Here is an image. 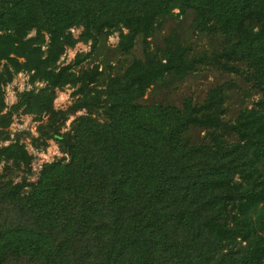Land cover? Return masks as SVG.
Returning a JSON list of instances; mask_svg holds the SVG:
<instances>
[{
  "label": "trees",
  "instance_id": "1",
  "mask_svg": "<svg viewBox=\"0 0 264 264\" xmlns=\"http://www.w3.org/2000/svg\"><path fill=\"white\" fill-rule=\"evenodd\" d=\"M1 6L0 60L17 70L21 63L10 52L25 64L36 57L34 68L53 86L71 75L69 66L55 72L49 63L54 50L75 42L69 28L83 26L88 34L125 27L129 48L136 34L151 33L157 17L190 9L203 28L211 20L233 39L222 50V67L236 72L230 62H244L262 100L237 115L229 127L237 140L227 142L217 131L226 123L205 113L221 102L212 99L216 94L194 117L171 106L136 111L139 86L159 79L163 67L148 53L134 59L122 78L110 80L109 99L85 97L79 104L91 110L102 103L109 120L89 113L74 120L69 165H46L30 195L20 184L2 189L0 203L9 208L0 213V264H264V238L255 234L264 226L256 212L264 202V0H6ZM30 29L35 37L24 39ZM43 32L51 39L46 60ZM39 96L24 93L27 103ZM197 123L208 130L207 140L186 143L182 134Z\"/></svg>",
  "mask_w": 264,
  "mask_h": 264
},
{
  "label": "rangeland",
  "instance_id": "2",
  "mask_svg": "<svg viewBox=\"0 0 264 264\" xmlns=\"http://www.w3.org/2000/svg\"><path fill=\"white\" fill-rule=\"evenodd\" d=\"M5 1L0 0V11H4L1 5ZM5 5L11 7L12 4ZM211 26L209 20L206 28H203L194 11L174 7L156 18L148 36L136 34L129 48L128 39L124 37L127 33L125 27L105 28L100 32L90 29L87 34L83 26H73L69 32L75 42L65 46L57 55L54 50L52 57L55 56V59L49 62L56 65L55 72H59L60 67L69 66L67 71L71 75L69 79L64 77L65 83L54 86L34 68L38 64L36 57L34 61L25 64L23 57L10 52L8 57L21 63L17 70L12 68V62L1 59L0 193L11 183L22 185L20 192L30 195L33 184L41 178L46 165H69L73 141L70 127L74 120L87 113L100 123L109 120L105 114L107 109L102 107V103L91 110L79 104L87 103L85 97L109 99L104 91L110 80L122 78L133 60H143L146 53L156 57L159 62L157 67H160V71L163 67V72L159 79L155 78L147 86H139L140 94L132 99L136 111L141 113L144 108L151 106H171L191 112L194 117L195 110L206 105L211 94H216L212 99L221 98V102L212 105L205 112L206 117L226 123V127L221 126L217 131L227 142L237 140L229 128L232 121L244 108H256L262 100V93L255 86L252 74L244 62H230L238 70L236 72L222 67L225 63L222 50L233 39L215 31ZM254 30H258V27ZM35 35V29H30L24 34V39ZM43 35L40 58L46 60L50 54L48 48L51 39L48 32H43ZM167 53L172 60L166 58ZM213 55L216 57L213 58ZM178 60L183 64L178 63ZM7 71L11 77H8ZM43 90L47 91L42 93ZM24 93H39L40 96L37 101L27 103ZM37 103H44L45 109L39 111ZM207 131L201 124H191L181 138L190 144L203 143L207 140ZM59 135L64 136L58 139ZM46 149L53 152L40 156L41 151ZM260 168L264 179V160L260 162ZM6 205L0 203L1 214L9 208ZM256 212L263 213L264 217V202ZM255 213L252 212L254 220L257 218ZM255 234L264 238V226L257 228ZM237 239L241 240V237ZM242 244H245V240H242ZM4 264L28 263L24 259H10Z\"/></svg>",
  "mask_w": 264,
  "mask_h": 264
},
{
  "label": "built area",
  "instance_id": "3",
  "mask_svg": "<svg viewBox=\"0 0 264 264\" xmlns=\"http://www.w3.org/2000/svg\"><path fill=\"white\" fill-rule=\"evenodd\" d=\"M55 149H56V148H54V150H55ZM55 151H56V150H55ZM46 152H53V150H51V149H50V150H49V149H46V150H44V151H43V150L41 151L42 154H41V153H39V154H38V153H35V154H38V155L41 154L40 156H42V155H43L44 153H46ZM53 155H54V154H53ZM43 156H44V155H43Z\"/></svg>",
  "mask_w": 264,
  "mask_h": 264
}]
</instances>
